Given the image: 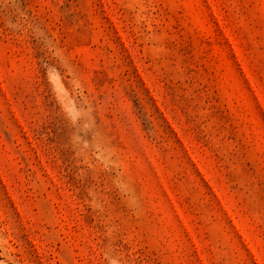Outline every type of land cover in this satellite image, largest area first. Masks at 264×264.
<instances>
[{"label":"rangeland","instance_id":"374dc122","mask_svg":"<svg viewBox=\"0 0 264 264\" xmlns=\"http://www.w3.org/2000/svg\"><path fill=\"white\" fill-rule=\"evenodd\" d=\"M0 264H264V0H0Z\"/></svg>","mask_w":264,"mask_h":264}]
</instances>
